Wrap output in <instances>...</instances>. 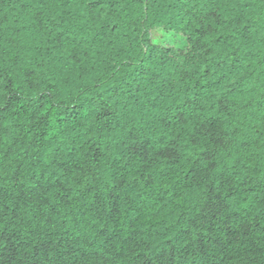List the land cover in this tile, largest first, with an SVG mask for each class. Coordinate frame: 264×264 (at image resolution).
Returning <instances> with one entry per match:
<instances>
[{
  "label": "trees",
  "instance_id": "16d2710c",
  "mask_svg": "<svg viewBox=\"0 0 264 264\" xmlns=\"http://www.w3.org/2000/svg\"><path fill=\"white\" fill-rule=\"evenodd\" d=\"M0 264H264V0H0Z\"/></svg>",
  "mask_w": 264,
  "mask_h": 264
}]
</instances>
